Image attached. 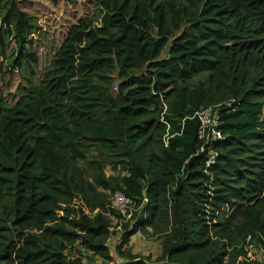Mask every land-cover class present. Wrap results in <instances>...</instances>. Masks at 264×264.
Here are the masks:
<instances>
[{"label":"trees","instance_id":"1","mask_svg":"<svg viewBox=\"0 0 264 264\" xmlns=\"http://www.w3.org/2000/svg\"><path fill=\"white\" fill-rule=\"evenodd\" d=\"M95 3L36 83L37 26L0 0V53L12 39L8 65L28 81L14 104L0 88V264H112L115 221L114 264H259L264 0ZM231 98L211 184L190 117ZM137 233L161 242L158 257L132 253Z\"/></svg>","mask_w":264,"mask_h":264},{"label":"rangeland","instance_id":"2","mask_svg":"<svg viewBox=\"0 0 264 264\" xmlns=\"http://www.w3.org/2000/svg\"><path fill=\"white\" fill-rule=\"evenodd\" d=\"M17 1L20 8L31 16L33 23L37 26L31 38L33 39L32 51L39 59L36 83H40L44 77L45 68L51 64L52 58L65 40L69 28L81 18L96 16L98 9L95 0ZM14 56H17V50L14 41L11 39L7 42L5 52L0 53V88L10 104H14L17 101L18 88L28 83L27 80L23 77L21 78L20 74L8 65V62ZM116 90L117 87L115 85L113 92H116ZM108 173L109 170L107 171ZM214 181L212 178L210 183L212 184ZM114 224V234L108 246L114 256V263H119L121 259L117 257L116 247L121 243L122 232L120 228L122 226L116 227V221ZM130 247L132 253L144 256L151 255L152 259H155L161 253L162 244L159 240L149 239L138 233L131 238ZM250 255L258 260L259 264H264V247L260 244L251 247Z\"/></svg>","mask_w":264,"mask_h":264},{"label":"built area","instance_id":"3","mask_svg":"<svg viewBox=\"0 0 264 264\" xmlns=\"http://www.w3.org/2000/svg\"><path fill=\"white\" fill-rule=\"evenodd\" d=\"M235 99L228 102L220 103L217 106H211L208 108L200 109L196 113V117L199 120L198 138L202 142L199 153L205 154L204 173L213 177L211 168L217 163L218 152L214 149L215 141L223 140L225 135L223 134L224 120L222 118V112L230 113L234 111L232 108ZM111 206L116 207L126 213L129 217L132 214L134 205L132 206V200L121 192H116L111 197Z\"/></svg>","mask_w":264,"mask_h":264},{"label":"clouds","instance_id":"4","mask_svg":"<svg viewBox=\"0 0 264 264\" xmlns=\"http://www.w3.org/2000/svg\"><path fill=\"white\" fill-rule=\"evenodd\" d=\"M232 99H235L236 101H235V103H234V105H233V109H234V111H232V112H230V113H226L225 111L224 112H222V118H223V120H224V122H225V116H227V115H229V114H232V113H234V112H236L237 111V109L239 108V105H240V100H238V99H236V98H231V99H228L227 101H225V102H228V101H230V100H232ZM224 101H221V102H219V103H217V104H214V105H211V106H217V105H219L220 103H223ZM211 106H208V107H211ZM208 107H202V108H200V109H203V108H208ZM200 109H198L195 113H194V115L192 116V117H190L191 119H196L197 121H198V123H199V120H198V118L196 117V113L200 110ZM165 113H166V111L164 112V115H165ZM224 125H225V123H224ZM223 130V129H222ZM198 131H199V127H198V130H197V139L199 140V138H198ZM223 134H224V132H223ZM225 135V134H224ZM227 140V136L225 135V138L223 139V140H219V141H215V145H214V149L218 152V150L216 149V145L218 144V143H222V142H225ZM200 141V140H199ZM201 142V141H200ZM202 143V142H201ZM201 147V146H200ZM200 150V149H199ZM199 150L197 151L198 152V154H200L199 153ZM219 156H220V153L218 152V158H217V162H218V160H219ZM205 159H206V157L204 156V165H205ZM188 162V161H187ZM217 165V163L211 168V170L215 167ZM203 172H204V168H203ZM205 174V173H204ZM206 176H208L207 174H205ZM209 177V179L211 180L212 178H210V176H208ZM145 201H147V198H145V200H144V202ZM131 216V215H130ZM130 216L129 217H127L126 216V219H129L130 218ZM259 245V244H258ZM261 245V244H260ZM262 246V245H261ZM252 247V246H251ZM250 247V248H251ZM251 251V250H250ZM250 251H249V256H250V259L252 258V256L250 255ZM253 260H256L255 258H252Z\"/></svg>","mask_w":264,"mask_h":264},{"label":"crops","instance_id":"5","mask_svg":"<svg viewBox=\"0 0 264 264\" xmlns=\"http://www.w3.org/2000/svg\"><path fill=\"white\" fill-rule=\"evenodd\" d=\"M121 232H123V230H121ZM137 234H138V233H137ZM137 234H135V235H137ZM135 235H133L132 237H134ZM132 237H131V238H132ZM131 238H130V241H131ZM129 245H130V244H129Z\"/></svg>","mask_w":264,"mask_h":264},{"label":"bare ground","instance_id":"6","mask_svg":"<svg viewBox=\"0 0 264 264\" xmlns=\"http://www.w3.org/2000/svg\"><path fill=\"white\" fill-rule=\"evenodd\" d=\"M104 263V262H103Z\"/></svg>","mask_w":264,"mask_h":264}]
</instances>
